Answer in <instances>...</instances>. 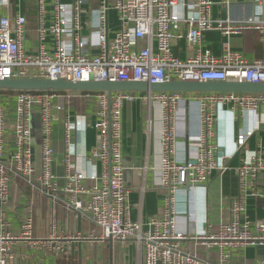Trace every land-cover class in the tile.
Returning <instances> with one entry per match:
<instances>
[{
    "label": "built area",
    "instance_id": "built-area-1",
    "mask_svg": "<svg viewBox=\"0 0 264 264\" xmlns=\"http://www.w3.org/2000/svg\"><path fill=\"white\" fill-rule=\"evenodd\" d=\"M10 1L0 0V80L264 83V0H254L253 14L239 21L213 19L211 0H196L191 5L182 4L181 0H111V3L100 0L99 8L92 13L94 22L87 35L82 33L84 0H72L69 5L60 0H51L49 4L46 0H37L40 44L34 54L25 47V17L2 14L9 10ZM222 4L227 5V1ZM47 6L52 14L48 27L44 24ZM110 8L115 11L118 22L112 38L108 37ZM182 23L187 27L186 34L180 30ZM206 32H219L223 37L253 32L258 37L262 56L247 62L242 53L231 50L228 43L223 44L220 56H213L202 46ZM46 34L54 39L51 51L41 44ZM184 37L196 50L192 57L180 60L172 54L171 43ZM57 93H15L11 125L0 106V264L14 263L13 245L20 241L49 251L59 259L73 256L76 243L90 242L94 245L93 251L100 248L97 264H101L103 250L108 246L114 254L132 245L134 255L129 261L134 263L139 259V264H210L196 252L187 250L186 241H192L195 247L207 252H216V264H236L234 254L257 246L263 249L258 264H264V215L262 221L254 225L245 212L247 198L260 196L264 199V141L253 153L248 148L249 139L264 127L259 119L264 93H205L189 94L184 98L181 93L87 92L85 95L93 94L96 102L91 126L98 137V144L89 156L98 161L100 172L88 174L71 168L77 122L75 116L67 113L62 119L64 174L61 185L52 171L55 160L51 146V104ZM183 99L187 104H198L199 133L187 136V156L179 160L174 125L178 103ZM138 102L160 107V188L167 194L164 213L145 222H133L130 218V191L124 181L121 152L123 105ZM35 109L39 114L41 152L40 173L34 180L31 114ZM219 112H223L226 125L230 126L226 129L232 133L234 148L231 151L225 144L219 145ZM8 131L14 146L11 154L5 151ZM235 156H239L235 168L239 192L229 208V220L215 230L194 235L179 231L174 204L177 193L206 184L213 172L226 168L227 158ZM18 178L26 180L53 202L58 200L60 193L65 194V207L87 217L91 229L87 233L70 235L55 231L49 239H36L31 207L21 216L17 229L14 228L4 214L10 201L11 184Z\"/></svg>",
    "mask_w": 264,
    "mask_h": 264
},
{
    "label": "crops",
    "instance_id": "crops-1",
    "mask_svg": "<svg viewBox=\"0 0 264 264\" xmlns=\"http://www.w3.org/2000/svg\"><path fill=\"white\" fill-rule=\"evenodd\" d=\"M51 0H46L49 4ZM111 3V0H108ZM196 0H181L182 4L191 5ZM227 1V5L222 2ZM9 10L2 11L9 17L21 14L25 17V47L31 54L37 52L38 39V13L37 0L10 1ZM69 5L72 0H60ZM210 15L215 20L230 18L233 21L244 20L253 14L254 0H211ZM229 3V4H228ZM100 5V0H84L82 6V33L87 35L93 25L92 13ZM51 8L47 6L44 16V24L49 26L52 19ZM182 9L179 8V12ZM109 38H112L117 30L118 22L115 11L111 8L107 13ZM180 30L186 34L187 27L184 23ZM142 43V42H141ZM228 43L231 50L240 52L247 62L257 60L262 56V48L258 37L253 32L242 35L223 37L219 32H206L202 38V46L209 50L213 56H220L223 44ZM45 50L51 51L54 39L50 34L45 35L41 43ZM196 48L184 37L175 39L171 43V51L180 60H186L194 55ZM144 95L145 93H140ZM189 94H183L188 97ZM15 93L7 94L0 92V106L5 112L8 124L11 125ZM52 141L54 152L53 173L58 177L60 185L64 169L61 165L63 157V126L62 119L65 114L75 116L77 125L73 141V156L71 168L85 173L99 174L98 161L90 158V152L96 148L98 137L91 124L94 120L96 102L94 95L86 96L81 92L57 93L52 100ZM187 109L185 121L184 112ZM157 104L124 103L122 108V141L121 152L123 157L124 181L129 189L128 207L130 218L133 222H145L150 217L161 216L166 208V191L160 188L161 177V114ZM174 129L177 133V158L184 160L187 156V136L194 137L199 133L198 104L184 99L179 101L175 113ZM260 121L264 124V106L260 109ZM183 122V123H182ZM219 145L225 144L227 150H233L232 133L223 112L218 115ZM31 148L32 165L35 169V177L40 173L41 134L38 110L31 114ZM224 132L225 135H224ZM184 134V137L182 136ZM186 134V136H185ZM5 141L6 154L14 152V146L10 131L7 132ZM186 137V138H185ZM264 141V127L248 141L249 152L258 150L259 144ZM239 163V156L225 160V169L213 172L209 181L202 187H195L191 191L180 190L174 200L176 208V228L189 235L215 230L229 220V208L238 195L239 186L235 168ZM260 190V189H259ZM67 196L60 193L58 200L53 202L48 196L37 191L26 180L18 178L11 184L10 201L4 214L6 221L17 229L18 221L27 208L31 207L34 218L33 236L36 239H49L55 231L70 235L75 232L87 233L92 225L90 220L74 210L65 207ZM245 212L247 218L257 225L264 215V199L262 197H249L245 200ZM66 241L65 243H69ZM54 244L56 241L53 242ZM184 246L187 250L194 251L198 256L207 259L210 264H216L217 254L213 251H205L195 247L192 241H186ZM76 251L71 257H88L94 260L97 253L93 251L94 245L90 242L76 243ZM125 251L118 250L114 254L109 246V260L115 257L125 261L134 255L132 245L125 246ZM90 249V252L89 250ZM16 259L13 264H61V259L55 257L49 251L35 249L31 244L20 241L13 245ZM263 256L261 247H247L241 252L234 254L236 264H258ZM92 260V261H93ZM115 260H112L114 264Z\"/></svg>",
    "mask_w": 264,
    "mask_h": 264
},
{
    "label": "water",
    "instance_id": "water-1",
    "mask_svg": "<svg viewBox=\"0 0 264 264\" xmlns=\"http://www.w3.org/2000/svg\"><path fill=\"white\" fill-rule=\"evenodd\" d=\"M15 92H131V93H264V83L251 84L246 82H179L171 81L163 84L148 83H113L109 81L73 82L37 78H19L0 80V91ZM187 119V109L184 112ZM186 145H187V138ZM199 185L196 187H202ZM111 242H109L110 245ZM111 264V263H110Z\"/></svg>",
    "mask_w": 264,
    "mask_h": 264
},
{
    "label": "rangeland",
    "instance_id": "rangeland-1",
    "mask_svg": "<svg viewBox=\"0 0 264 264\" xmlns=\"http://www.w3.org/2000/svg\"><path fill=\"white\" fill-rule=\"evenodd\" d=\"M161 122H162V115H161ZM88 250L90 252V249H88ZM99 251H100V248H98V247L95 248V250H94L95 253H97ZM103 251L104 252H103V258H102L101 264H110L109 263L110 262L109 253H108L107 249L103 250ZM95 257H97V256L95 255ZM62 260H64V261H62ZM92 260H93V258L92 259L90 258V253H89L88 257L82 258L81 256H79V257L61 258L60 261H61V263H64V264H97L96 258H94L93 261ZM112 260H115L114 264H139V259L137 261L134 260V263H133V260L128 261V259H127V261L124 262V260L122 258H119L117 256V257H113L111 259V264H113Z\"/></svg>",
    "mask_w": 264,
    "mask_h": 264
},
{
    "label": "trees",
    "instance_id": "trees-1",
    "mask_svg": "<svg viewBox=\"0 0 264 264\" xmlns=\"http://www.w3.org/2000/svg\"><path fill=\"white\" fill-rule=\"evenodd\" d=\"M1 93H7V94H14V93H18V92H15V91H7V90H1L0 91ZM59 93H66L65 91H59ZM82 94H86L87 92H81ZM89 93H93V92H89ZM64 261V260H62ZM61 264H64V263H61Z\"/></svg>",
    "mask_w": 264,
    "mask_h": 264
}]
</instances>
